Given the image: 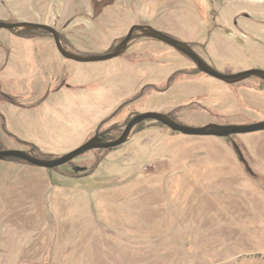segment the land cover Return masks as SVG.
Instances as JSON below:
<instances>
[{
  "label": "rangeland",
  "instance_id": "obj_1",
  "mask_svg": "<svg viewBox=\"0 0 264 264\" xmlns=\"http://www.w3.org/2000/svg\"><path fill=\"white\" fill-rule=\"evenodd\" d=\"M0 22L55 28L84 57L151 26L221 74L264 71V0H0ZM147 113L261 124L264 81L228 85L152 39L81 64L48 33L0 32V152L59 160ZM0 264H264V132L189 137L149 122L56 170L0 161Z\"/></svg>",
  "mask_w": 264,
  "mask_h": 264
},
{
  "label": "water",
  "instance_id": "obj_2",
  "mask_svg": "<svg viewBox=\"0 0 264 264\" xmlns=\"http://www.w3.org/2000/svg\"><path fill=\"white\" fill-rule=\"evenodd\" d=\"M6 30L9 32H44L48 33L56 40V44L60 54L68 60L81 63V64H95V63H104L108 61H113L121 58L126 52H128L130 46L135 42L139 37L152 39L159 41L173 49L184 54L190 58L198 69L209 75L210 77L223 81L228 85H238L249 81L253 78H259L264 81V71L263 70H251L244 73L236 75H224L215 70L208 62H206L193 48L192 45L178 41L151 26H135L126 40L111 54L105 56H94V57H84L78 54L70 52L63 42L62 34L57 31L55 28L46 25L38 24H6L0 22V32ZM156 122L166 126L177 134H181L189 137H215L221 139H228L234 136L241 135H251L264 132V122L256 125L249 126H219V125H210L205 128H192L184 126L171 117L165 114L159 113H147L136 117L127 127L124 135L118 141L114 142H105L104 138L99 134L95 139L87 143L85 146L79 150L55 161H47L39 159L29 153L23 151H6L0 152V161H10V160H22L29 163L32 166L47 169V170H56L71 164L77 159L99 150H114L118 149L126 144H128L135 131L142 125Z\"/></svg>",
  "mask_w": 264,
  "mask_h": 264
},
{
  "label": "trees",
  "instance_id": "obj_3",
  "mask_svg": "<svg viewBox=\"0 0 264 264\" xmlns=\"http://www.w3.org/2000/svg\"><path fill=\"white\" fill-rule=\"evenodd\" d=\"M134 120V118H132L130 121H129V123H128V125L132 122ZM161 125V124H160ZM143 126V125H142ZM141 126V127H142ZM164 126V125H163ZM11 161H18V160H11Z\"/></svg>",
  "mask_w": 264,
  "mask_h": 264
},
{
  "label": "bare ground",
  "instance_id": "obj_4",
  "mask_svg": "<svg viewBox=\"0 0 264 264\" xmlns=\"http://www.w3.org/2000/svg\"><path fill=\"white\" fill-rule=\"evenodd\" d=\"M130 47H131V46H130ZM126 53H127V52H126ZM126 53H125V54H126ZM125 54H124V55H125ZM124 55H123V56H124ZM123 56H122V57H123ZM132 118H133V117H132Z\"/></svg>",
  "mask_w": 264,
  "mask_h": 264
},
{
  "label": "crops",
  "instance_id": "obj_5",
  "mask_svg": "<svg viewBox=\"0 0 264 264\" xmlns=\"http://www.w3.org/2000/svg\"><path fill=\"white\" fill-rule=\"evenodd\" d=\"M59 51V50H58ZM62 56V55H61ZM63 57V56H62ZM65 58V57H64ZM66 59V58H65ZM181 135V134H180ZM184 136V135H183Z\"/></svg>",
  "mask_w": 264,
  "mask_h": 264
}]
</instances>
